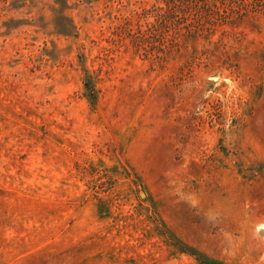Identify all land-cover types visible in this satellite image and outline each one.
I'll list each match as a JSON object with an SVG mask.
<instances>
[{"label":"rangeland","instance_id":"374dc122","mask_svg":"<svg viewBox=\"0 0 264 264\" xmlns=\"http://www.w3.org/2000/svg\"><path fill=\"white\" fill-rule=\"evenodd\" d=\"M0 264H264V0H0Z\"/></svg>","mask_w":264,"mask_h":264}]
</instances>
